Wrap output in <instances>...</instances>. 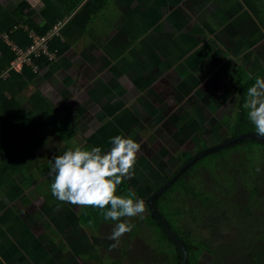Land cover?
Listing matches in <instances>:
<instances>
[{"label":"trees","instance_id":"obj_1","mask_svg":"<svg viewBox=\"0 0 264 264\" xmlns=\"http://www.w3.org/2000/svg\"><path fill=\"white\" fill-rule=\"evenodd\" d=\"M114 1L43 0L46 4L42 10L45 19L43 24L33 20L34 10L28 0H22L11 14L0 9V145L2 135L11 129L8 118L11 113L15 112L24 125L32 122L33 113L23 112L19 97L13 96L17 89L29 87L38 74L28 64H24L21 70L11 69L16 52L1 35L6 34L14 44L27 48L33 42L31 31L39 35L46 34L64 20L66 11H74L78 7L77 12L60 30L66 42L55 36L49 43L50 50L59 56L75 40L86 35L97 16ZM245 1L260 16V3L257 0ZM12 17L14 20L9 23ZM33 61L39 69L51 63L46 56L34 58ZM6 73L7 77L4 78ZM257 77L264 78V68L253 74L247 66L240 67L235 125L232 134L222 143L255 132L254 125L247 118L244 104L247 89ZM7 93L11 96L8 97ZM33 99L36 111H46V119L65 140L64 149L56 156L76 148L75 136L78 132L73 125L40 93H36ZM207 148L209 146L206 144ZM22 149L12 148L10 156L0 158V185L8 190L12 198L20 197L25 191L19 187L22 186L21 181L13 180L16 172H22L29 166ZM194 156L187 155L184 161L181 159L182 164L154 190H159ZM130 193H135V198L141 199L126 181L116 194ZM154 206L174 235L186 245L189 251L187 264H202L206 253L214 257L213 262L208 264H264V139L245 138L200 158L155 198ZM125 221L133 223L135 227L129 235L120 238L116 247H108L112 251L110 254L105 246L95 245L96 255L92 257L99 259L100 264L183 263V248L151 212L147 203L142 217L105 221L101 211L90 206L79 217V225L90 237L98 234L106 240H110L116 223ZM131 247L135 250H131Z\"/></svg>","mask_w":264,"mask_h":264},{"label":"rangeland","instance_id":"obj_2","mask_svg":"<svg viewBox=\"0 0 264 264\" xmlns=\"http://www.w3.org/2000/svg\"><path fill=\"white\" fill-rule=\"evenodd\" d=\"M32 1L34 6L39 9L44 8L46 5L43 0ZM138 1L139 0H115L113 3H110L108 8H105L93 22V26L90 28L91 30L87 33L89 37L87 38L85 35L87 39L85 47L91 49L92 46L99 45L100 41L97 39L99 36H102V40H104L102 44L109 43V46L114 47V50L112 49L113 51L110 52V59L114 60L115 63V66L113 65L110 70L114 72L116 68L118 70L119 66L125 67V64H128L127 67H130L133 65L132 63L135 62L136 58H134L132 53L127 54L128 57L124 58V56H121L115 51V47L122 42L120 37L117 36L118 32L121 31L122 33V30L131 31L135 34L137 30L142 31L143 36L142 39H140V48H146L147 52L140 51V54L136 58V60L140 59L142 61H145L151 55L157 56V51L155 49V51H153L152 49L151 52L150 47L157 46L156 44L165 47L164 44L171 45V42L177 44L176 42L178 39H181V35L185 40L188 39L190 43L192 42V37L197 40H203V49L200 48L199 52L194 53L192 52L193 50H190V54L187 53V55L180 53L182 51L179 52L180 54L178 55L180 56H178L179 59H177L176 63L177 69L179 70V80H172L171 83L169 80L168 85H172L170 91L176 88L178 89L177 99H172L171 101L175 106H177V102L180 103L178 106L180 112H182L183 107H181L182 101H178V96L179 99H184L186 95H192V88L188 87L195 88V91L196 88H198L197 93L200 95L203 94L204 96L209 95L211 97L210 105L207 104L206 106L202 105L198 107L201 109L200 115L196 111L191 115L192 113L190 111L192 107L190 105L185 107L187 113L190 114L189 117H184V113H177L176 118V113H174L171 119L170 116L167 117L168 120L159 117L158 113L162 114L159 108L147 105L149 106V110L147 111L148 118H150L149 116H153L160 119L156 121L154 119H148L150 122L145 120L146 128L140 130H138V128L137 130L131 128L129 130L128 133L133 134L132 137L134 138L135 136L137 142L141 144V151L138 154L134 174L131 178L125 179V181L144 201L146 208V199L160 183H163L171 176L179 164H182L181 159H185L187 155H197V153L206 148V144L209 148L225 144L222 142L226 137L232 134V128L235 125L237 115L239 102L237 79L239 69L241 66H247V69L255 74L264 68V57H262L260 52L251 54L247 46L240 48L238 45H231V43H235L239 40L244 30L252 27V21H247L245 18L241 21V16H247L245 9L240 10L239 8H233L234 10H231L233 13L228 15V19L226 18L225 21L221 22L222 26L220 27L215 26L211 17L208 16L209 18L204 20L203 18L200 19L195 17L194 14L198 11L197 13H200L203 17H207V15L204 14L206 10H214L219 6L223 7L225 3H222V0H142V5L140 6L137 3ZM2 2L3 1L0 0V9L7 10L10 14L17 10L19 4L17 0H7L5 3ZM135 9L138 10L132 14H137L135 15L137 17L141 13L140 16L143 15L145 18L144 22L141 20L138 21L131 14L130 24L128 20V24L122 23L121 19L124 15L126 13H131L130 11ZM34 13L38 14V12ZM9 20V23L12 22L14 17ZM204 21L208 22L205 23ZM175 27L178 29L177 34L172 32L173 29H176ZM27 28L28 27L25 26V29ZM221 29L224 32L221 31ZM108 31L111 32L113 36L109 34V41H106ZM32 33L35 32L31 31L30 35ZM1 36L5 42L13 46L14 43L10 40L8 35L3 34ZM169 37L172 38L170 39ZM248 41L250 43V39ZM181 43L180 41L178 42V44ZM263 48L264 45L260 47V49ZM167 51L168 49H165V52ZM166 55L167 54L163 56L165 57ZM51 56L53 61L58 59L56 55L51 54ZM261 57L262 59H260ZM190 58L196 59L194 64L192 62L193 65L190 64L191 68L188 66V60ZM166 60H168L167 63L172 60L175 62L174 55ZM186 68L187 70L189 68L187 74L195 76L194 78H201L202 82L210 80V83L199 84L197 79V85L185 83L187 78L191 77L189 75L182 77ZM6 77L7 73L4 74V78ZM36 80L37 79H35V81ZM118 82L119 81L116 82V85ZM29 88L30 87H27L23 90L17 89L15 96H13L19 97V100L22 102L20 105L21 110H25L29 107L30 102L28 100L32 94L31 91H33ZM7 94L8 97L11 96L10 93ZM139 101L141 100L139 99ZM195 103L200 104L198 102ZM165 114L168 113L165 111ZM8 118L12 124L11 129L4 134V139L6 141H10L9 138H11L12 135L20 132L22 133L20 136L23 139L25 137L32 138V133H25L22 131L24 128H22L15 113H11ZM169 124L171 128L173 126L170 130ZM47 139L50 146L47 148L45 147L44 161L48 159L51 152L61 150L63 145L57 133L47 134ZM9 148H14V143L11 142L8 143V145L4 144L0 148V158H2L1 156H3L4 153H7ZM101 149L104 152L106 151L104 148ZM26 161H28V159H26ZM49 175H51L50 180L52 183L54 181V173H50ZM17 176L19 178L22 177L20 174ZM123 185L124 181L119 188ZM29 191L30 190L27 189L25 196H28ZM36 191L39 192L36 196L37 204H42V200H44L45 205L48 207L43 214L37 213L38 211L35 212L34 221H36V223L31 224L28 220H25L26 223L23 221L24 224H22L23 222L19 220L18 223L14 225L13 229H15V231L13 234H8V237L5 238L6 243L4 242L8 247V251L12 254L15 253L13 256L15 257L16 255L17 259L20 251L26 250L31 252L32 258L30 260H25L24 264H100L99 259L92 257L96 255L95 245H102L108 248L114 243L102 237L100 238L98 234L94 237H90L79 225V217L82 211L87 207H78L70 203L60 202L52 195L50 189L48 193L45 194V199L43 198L41 190ZM1 194L4 195V192H0V198H5V200L11 202L6 195L2 197ZM0 201L2 200L0 199ZM1 203L2 205L5 204L4 200ZM26 213L28 212L24 211L21 215H25L27 218L30 214ZM15 233L19 234L18 237L14 235ZM130 233H127V235ZM45 246L46 248H42ZM133 248L134 247H131V250H135ZM109 250L110 248H108V251ZM111 252L112 251H109V254ZM4 255L3 252H0V261L5 259ZM14 257L12 259L8 258L10 263L13 261ZM213 259V255L206 253L203 256L202 264L212 263Z\"/></svg>","mask_w":264,"mask_h":264},{"label":"crops","instance_id":"obj_3","mask_svg":"<svg viewBox=\"0 0 264 264\" xmlns=\"http://www.w3.org/2000/svg\"><path fill=\"white\" fill-rule=\"evenodd\" d=\"M1 1H3L2 3L7 2V0ZM17 1L20 3L22 0ZM28 1L34 12H38V14L34 13L33 15L34 21L43 24L45 20L42 15L43 8H36L32 0ZM257 1L260 3V16L255 14L245 0H222V3H225L223 7L219 6L214 10L208 9L205 13V10L203 11L207 17H203L200 13H197V10L194 16L200 19L203 18L204 20L211 17L215 26L221 27V22L225 21L226 18L228 19V15L233 13L231 11L233 8H239L240 10L245 9L247 16H241V21L244 18L247 21H252V27L244 30L239 40L235 43H231V45H238L240 48L247 46L251 54L260 52L262 57H264V48L260 49V47L264 45V0ZM137 3L139 6L142 5V0H139ZM77 10L78 7L74 11H66L64 20L68 21ZM137 10L135 9L130 11L131 13H126L121 19L122 23L126 24L128 20L130 24V15ZM140 14L137 17L135 16L137 14L132 15L138 21L141 20L144 22L145 18L143 15L140 16ZM177 30V28L173 29L172 32L177 34ZM221 31L223 30L221 29ZM109 34L112 35L111 32L108 31L106 41H109ZM136 34L127 30H122V33L121 31L118 32L117 36L120 37L122 42L115 47V51L121 56H124V58H127V54L130 53L134 55V58H137L140 51L147 52L146 48H140V39H142L143 36L142 31L137 30ZM86 36L87 38L89 37L87 34ZM86 36L84 35L78 40H75L67 51L57 56L58 59L54 61L50 59L51 63L49 65L42 69H33V71H37L38 73L35 78L37 80L35 81V79H33L30 82L29 89L33 90L28 100L30 104L27 109H22L25 113H33L32 122L28 125H24L20 121L19 116L15 114L22 128H24L22 131L25 133H32V138L25 137L23 139L20 136L22 134L20 132L12 135L11 138H9L10 141H6L4 139V134L7 132L2 135L3 141L0 148L4 144L8 145V143L11 142L14 143V149L23 148L22 152L27 157V163L30 167L26 166V169H23L22 172H16L13 176L14 181H21L22 186L19 187L25 190L20 197L12 198L8 190L0 185V192H4V195L11 201L8 202L5 198H0L2 201L4 200L5 203L2 205V201H0V252L5 254L4 256L6 259L1 260V264H24L25 260H30L32 258V253L26 250L19 252L18 259L16 255L14 257L13 254L15 253L12 254L8 251L7 245L4 244V242L6 243L5 238L8 237V234H13L15 231L13 227L19 220L21 222L28 220L29 223L34 224L36 223V221H34L35 212L38 211L37 213L41 214L45 213L48 206L45 205L44 200H42V204H37L36 196L39 192L36 190H41L43 198L45 199V194L48 193L51 184V175L49 174L52 158L60 154L66 144L55 127L46 119V111H43V113L36 111L37 108L33 96H35L36 93H40L50 101L54 108L57 109L70 124L73 125L78 132V135L75 136V144L77 147L90 150L92 147L99 146L107 151L112 146L110 143L111 138L117 135L132 137L133 134H129V130L131 128H133V130H137V128L138 130L146 128L145 120H147V122L153 119L156 121L160 118L168 120V116H170L171 119L174 113H177L178 107L171 101L172 99H177L175 98L177 92L175 90L170 91L172 85L168 84L169 80L170 83L172 80H179V70L176 65L177 59H179L178 56H180L178 54L183 53L187 55V53L190 54V50L197 53L203 45V40H197L192 37V42L190 43L188 39L185 40L181 35V39H178L176 42L177 44L171 42V45L164 44L165 47L159 44L150 47L151 52L152 49L153 51H157V56L151 55L145 61L140 59L136 60L135 58V62H133V65L130 67H127L128 64H125V67L119 66L118 70L116 68L115 71L112 72L113 70L111 71L110 69L113 65L115 66V63L114 60L110 59V52L114 50V47L109 46V43L102 44L104 42V40H102L103 37L99 36L97 39L100 41L99 45L87 49L85 47V43L87 42ZM57 37H61L62 41L66 42V39L61 36V34ZM169 38L171 39L172 37ZM249 39L250 43L248 41ZM179 41L182 43L178 44ZM164 48L168 49V51L165 52ZM165 54H167L165 56L166 58L163 56ZM172 54L174 55L175 62L172 60L169 64L166 59H170L173 56ZM262 57L260 59H262ZM194 61L196 62L194 58L188 60L189 68H191L190 64H192V62L193 64L195 63ZM188 70L187 68L184 70L182 77L189 75L194 78L195 76L187 74ZM117 81L119 82L116 85ZM139 99L141 101H139ZM147 105L159 108L162 113H158L160 118L153 116H149L150 118H148L147 111L149 110V106ZM165 111L168 114H165ZM170 128L171 125L169 129ZM49 133H57L63 145L61 150L51 152L48 159L44 161L45 147L47 148L50 146L47 139V134ZM133 139L137 141L135 136ZM11 150L12 149L9 148L7 153L1 156L2 159L10 156ZM19 174L22 176L21 178L17 176ZM27 189L30 191L28 192V196H25ZM1 195L2 197L4 196L3 194ZM24 211L28 212L26 214H30L29 217L26 218L25 215H21ZM22 224H24V222ZM14 235L18 237L19 234L15 233ZM42 248H46V246ZM13 257L14 259L10 263L8 258L12 259Z\"/></svg>","mask_w":264,"mask_h":264},{"label":"clouds","instance_id":"obj_4","mask_svg":"<svg viewBox=\"0 0 264 264\" xmlns=\"http://www.w3.org/2000/svg\"><path fill=\"white\" fill-rule=\"evenodd\" d=\"M244 108L256 134L264 137V78L257 77L247 89ZM110 143L112 146L106 152L99 146L90 150L76 147L53 157L51 193L60 202L99 209L105 221L142 217L145 212L142 199L135 198V193L116 194L122 182L134 174L141 144L131 136L121 135L111 138ZM134 227L127 221L116 223L109 237L116 243L111 247H116L120 238Z\"/></svg>","mask_w":264,"mask_h":264},{"label":"built area","instance_id":"obj_5","mask_svg":"<svg viewBox=\"0 0 264 264\" xmlns=\"http://www.w3.org/2000/svg\"><path fill=\"white\" fill-rule=\"evenodd\" d=\"M66 22L67 20H61L44 35L32 33L30 36L33 42L27 48H21L16 44H13L12 47L16 52V58L12 61L11 69L20 70L24 64H28L31 65L34 70H37L38 66L34 64V58L46 56L49 57V59H52L51 54H56L50 50L49 43L55 36L60 35V30Z\"/></svg>","mask_w":264,"mask_h":264},{"label":"water","instance_id":"obj_6","mask_svg":"<svg viewBox=\"0 0 264 264\" xmlns=\"http://www.w3.org/2000/svg\"><path fill=\"white\" fill-rule=\"evenodd\" d=\"M254 137H257V138H261V139H264V137H259L256 132H253V133H247V134H244L238 138H236L235 140H232L230 142H227L225 144H222V145H219V146H216V147H210L208 149H206L204 152H202L201 154L199 155H195L191 160H189L186 164H184L182 166V168L170 179L168 180V182H166L159 190L153 192L147 199H146V202L149 206V209L151 210V212L161 220V222L165 225V227L168 229L170 235L175 239V241L181 245V247L183 248L184 250V261L182 264H187L188 263V258H189V251L186 247V245L184 244V242L181 240V239H178L174 233L172 232L171 228L169 227V225L167 224V222L158 214L155 206H154V200L155 198L160 195L162 192H164L189 166L195 164L200 158L208 155L209 153L215 151V150H219V149H222L228 145H231V144H234V143H237L238 141L242 140V139H245V138H254Z\"/></svg>","mask_w":264,"mask_h":264},{"label":"flooded vegetation","instance_id":"obj_7","mask_svg":"<svg viewBox=\"0 0 264 264\" xmlns=\"http://www.w3.org/2000/svg\"><path fill=\"white\" fill-rule=\"evenodd\" d=\"M196 79L198 80V82H199V84L200 83H204V84H209L210 83V80H205L206 82H202V80H201V78H187V80L185 81V83L187 82V83H190V84H192V85H197V81H196ZM188 88H192V95H190V96H187L186 95V97L184 98V99H179V96H178V101L180 100V101H182V103H181V107H183V110H182V112H180V110H177L176 112L177 113H184V117H189L190 116V114L189 113H187V110H185V107H187V106H190L191 105V107H192V109H191V115H193L194 114V111H196L197 113H199V115H200V110L201 109H199L198 107H201L202 105L203 106H206L207 104L208 105H210V103H211V97L209 96V95H200L199 93H197V90H198V88H196V91L194 90L195 88H193V87H188ZM174 91V90H173ZM175 91L177 92L178 91V89L176 88L175 89ZM183 93V92H182ZM196 95H195V94ZM175 98H177V96L175 97ZM195 102H198V103H200V104H196ZM180 105V103L179 102H177V107ZM177 113H176V118H177ZM172 128H173V126H172ZM171 128V129H172ZM170 130V129H169ZM168 182V181H167ZM166 183V182H165ZM164 183V184H165ZM163 184V185H164ZM162 185V186H163ZM161 186V187H162ZM160 187V188H161ZM159 188V189H160ZM155 191H157V190H154L153 192H155ZM152 192V193H153ZM151 193V194H152Z\"/></svg>","mask_w":264,"mask_h":264}]
</instances>
